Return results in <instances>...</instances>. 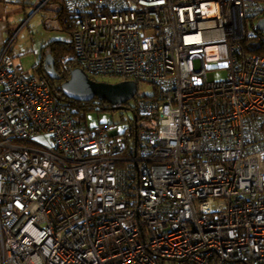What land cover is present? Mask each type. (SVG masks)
Returning <instances> with one entry per match:
<instances>
[{
    "label": "built area",
    "instance_id": "2783aa9c",
    "mask_svg": "<svg viewBox=\"0 0 264 264\" xmlns=\"http://www.w3.org/2000/svg\"><path fill=\"white\" fill-rule=\"evenodd\" d=\"M83 2L75 60L136 83L128 130L2 53L0 264H264V0Z\"/></svg>",
    "mask_w": 264,
    "mask_h": 264
},
{
    "label": "rangeland",
    "instance_id": "374dc122",
    "mask_svg": "<svg viewBox=\"0 0 264 264\" xmlns=\"http://www.w3.org/2000/svg\"><path fill=\"white\" fill-rule=\"evenodd\" d=\"M89 2H94L96 0H88ZM39 0L36 1L35 7L39 6ZM58 7L57 4H48L45 10L40 11L31 16L27 27H24L21 32H19L12 50L13 55L15 56L14 64L19 65L21 70L25 73L33 74L34 66L38 63L42 57V48L47 44L52 42H70L71 36L62 29L58 19L55 15L49 11H54ZM32 9L27 14V19L30 16ZM53 16V18H52ZM26 19V20H27ZM24 23V21L22 22ZM25 25V26H26ZM17 31V30H15ZM24 48V51L21 50ZM215 65H209V71L207 72V79L209 81H221L225 78L226 73L224 69H219L218 67L214 69ZM108 83H117L118 79H104L101 80ZM138 93L141 95H151L153 93V88L149 84H140L138 88ZM94 103H106L99 102L97 99H94ZM135 100H130L129 106L134 105ZM110 106V105H109ZM131 114L129 111H119L113 110L110 111H94L87 115L86 126L89 128L95 127L100 123H112L117 130L122 133L128 130V123ZM139 124L148 127L149 121L146 119H140ZM46 141V140H42Z\"/></svg>",
    "mask_w": 264,
    "mask_h": 264
},
{
    "label": "trees",
    "instance_id": "16d2710c",
    "mask_svg": "<svg viewBox=\"0 0 264 264\" xmlns=\"http://www.w3.org/2000/svg\"><path fill=\"white\" fill-rule=\"evenodd\" d=\"M48 4L58 5L54 11H49V13H52L53 16L56 14V19H58L62 29L71 36V39L70 42L50 43L47 47L48 52H42L43 56L34 66L33 73L44 75L42 60L45 54H51L55 62L56 72L60 76V82L51 81V85L58 104L61 108L70 112L76 125L86 126V118L89 113L94 111H110L112 109L111 106L107 105L106 103H94L92 101L81 103L68 100L61 94L59 90L60 83L68 78L69 71L79 67L77 61L75 60L76 58L72 36L78 25L82 22L84 16L80 13V10L75 7V4L72 3L71 0H48L46 5ZM43 8L42 11H48L45 10V7ZM257 52L264 54V47L257 50Z\"/></svg>",
    "mask_w": 264,
    "mask_h": 264
},
{
    "label": "water",
    "instance_id": "95a60500",
    "mask_svg": "<svg viewBox=\"0 0 264 264\" xmlns=\"http://www.w3.org/2000/svg\"><path fill=\"white\" fill-rule=\"evenodd\" d=\"M258 28L264 30V20L258 22ZM42 66L44 75L50 81L60 82L51 54L44 55ZM59 90L68 100L87 103L97 99L99 102H107L113 110L122 111L125 109L124 104L133 99L137 85L134 82L97 81L89 78L78 67L69 71L68 78L60 83Z\"/></svg>",
    "mask_w": 264,
    "mask_h": 264
},
{
    "label": "crops",
    "instance_id": "0c3cea01",
    "mask_svg": "<svg viewBox=\"0 0 264 264\" xmlns=\"http://www.w3.org/2000/svg\"><path fill=\"white\" fill-rule=\"evenodd\" d=\"M36 1L37 0H0V56L3 52H8V55L13 59V63L15 56L13 55L12 47L19 32H21L24 27H27L26 24L28 23L31 16L37 12H42L44 9L43 7H47L46 0H39L40 5L35 7ZM83 1L88 0H71V2L74 3L75 7L79 10H82L81 6L85 4ZM31 9L32 12L27 19V14ZM23 21L24 23H22ZM49 44L42 48V52H48L47 47ZM23 51L24 48L21 50V52ZM15 66L21 70L19 65Z\"/></svg>",
    "mask_w": 264,
    "mask_h": 264
}]
</instances>
